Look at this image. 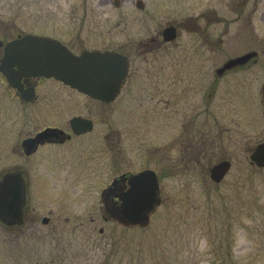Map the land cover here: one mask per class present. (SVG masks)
Returning a JSON list of instances; mask_svg holds the SVG:
<instances>
[{
	"label": "rangeland",
	"instance_id": "374dc122",
	"mask_svg": "<svg viewBox=\"0 0 264 264\" xmlns=\"http://www.w3.org/2000/svg\"><path fill=\"white\" fill-rule=\"evenodd\" d=\"M169 1L173 5L166 13L185 12L182 2ZM229 1L200 0L206 4L207 22L213 20V12L221 20L207 27L221 31L217 47L213 38L201 47L184 31L181 37L184 45L197 43L201 48L197 61H204L206 68L248 52L257 53L245 70L230 71L221 80L218 94L230 95L232 102L229 107L224 105V110L230 114L234 106L237 111L219 114L220 129L179 133L174 116L169 132L162 117L156 129L142 125L136 140L127 134L125 149H100L96 144L99 138L94 136L97 146L89 157L75 149L72 160L59 162L49 147L23 163L16 153L20 139L29 131L55 124L57 111L49 100L60 92L52 81H40L37 93L45 98L46 120L37 124L36 108V112L28 108L31 120L26 122L18 102L5 98L0 87L4 108L11 103L13 110L14 144L10 157L6 138L0 136L4 142L0 143V179L23 165L27 176L23 221L13 226L0 222V264H264V168L250 162L253 148L264 141L260 92L264 81V0ZM130 7L127 1L116 8L112 0L101 5L96 0H0V41L30 34L55 37L74 52L92 47L116 50L122 39L131 47L155 29L181 23L174 21L178 16H170L168 21H141L128 14ZM173 55L178 58L181 54L178 50ZM136 58L135 62L140 61ZM146 61L153 62L150 55ZM157 61L164 64L169 58L159 53ZM108 111L112 140L122 131L120 97L108 105ZM195 119L199 125L204 117ZM208 120L206 117V124ZM171 133L173 142H169ZM222 160L230 161L231 168L216 184L210 180L209 169ZM145 169L157 174L161 204L146 227H124L106 214L100 192L114 175ZM43 217L49 218L47 225L42 223Z\"/></svg>",
	"mask_w": 264,
	"mask_h": 264
},
{
	"label": "flooded vegetation",
	"instance_id": "af4514ba",
	"mask_svg": "<svg viewBox=\"0 0 264 264\" xmlns=\"http://www.w3.org/2000/svg\"><path fill=\"white\" fill-rule=\"evenodd\" d=\"M96 1L101 5L108 0ZM127 1L131 6V12L128 14L135 15L141 21H168L170 16H178L174 18V21L181 23L166 24L162 28L155 29L152 35L139 37L137 42L135 41V45H132L133 47L128 46L125 42L126 40L122 39L116 50L105 47H92L82 49L80 52H74L70 49L76 55L84 51L111 50L127 57L129 63L127 74L121 83L118 96L116 97V99L118 97L121 98V108L123 110L122 131L118 132L117 138L110 139L108 111V105L110 103H105L88 96L62 81L42 77H27L21 80L23 92L31 88L34 91L33 98L27 101L22 98L23 92H18L11 87L6 78L0 74V87L6 95L5 98L18 102L19 107L25 114V121L28 123L31 120L29 117L30 111L28 110L30 107L34 108L33 112H38L36 113L38 117L37 124L46 120L43 114V103L46 101H44L45 98L42 99L37 93L40 81H52L57 91L60 92L58 95L51 96L49 100L51 104L55 105L57 111L55 124L43 125L32 133L29 131L28 134L20 139L19 145L16 147V153H18V158L22 159L23 163H26L31 157L38 154L41 149L49 147H53V152L51 151V153H54L55 159L59 162L65 161L66 159L72 160L75 149H79L81 154L86 153L87 157L92 154V151L95 149L93 147L97 145H100V149L105 151L122 149L125 147L127 134L133 135L136 140L142 125H149L148 127L152 128V130L156 129L158 127V118L162 117L166 119L165 124L169 132L173 129L174 116H176L178 118L176 132L189 133L196 131L204 133L207 127L215 129L221 128L220 122L222 119H219L221 117L219 114L228 116L237 111L233 109L234 106L230 114L224 110V105L229 107L232 102L230 95L226 93L218 94V87L221 85V80L227 73L233 70H245L244 67L251 60L230 69H225L222 72L220 69L225 65V62L219 66L206 68L204 61H197L199 60V53L201 52V48L196 46L197 43L202 47L206 43L210 44L213 38L215 47L218 45L217 42L221 36V31L218 29H207L210 26V22L213 23V27L215 24L221 22L217 18L216 13H210V17L213 20L209 19L207 22L206 17L209 15L205 11L206 4H202L200 0H177L180 3L182 2L181 8L185 11L183 14L180 12L166 13L168 8L173 5L169 0H112V3L115 4L116 2L118 3V7H120L122 2L125 3ZM235 1L230 0L229 4H235ZM167 28H173L172 35L174 38L166 40L165 30ZM183 31L187 37H193L198 42L184 45L181 39ZM21 36L17 35L14 39L20 38ZM8 41L4 43L0 41L2 53L3 46ZM178 50L181 55L175 58L173 54ZM159 53L165 54L166 58H169V61H166L164 64L159 63L157 61ZM135 55L139 57L136 59L140 61H134L135 59L133 58ZM147 55H150V59L153 62L150 61V63H147ZM174 59L176 60L174 61ZM191 59L197 62H192ZM132 63L134 64L132 65ZM24 95L26 94L24 93ZM3 96H0V125L2 127L0 128V136L6 138L5 143L8 145L6 151L8 150L10 157H12L14 153L13 137L11 135L13 132V110L11 103H7L4 108L2 101H5V98ZM262 105L264 109L263 98ZM221 108L223 109L218 110ZM67 113L71 114L66 117L67 119H64V115H67ZM131 116L134 119H128ZM200 116H203L204 119L202 122L199 120V125H197L194 123L196 121L195 118ZM125 117H127V120ZM206 117L209 119L208 124H206ZM74 119L76 120L72 122ZM191 122V128H187V125ZM48 128L55 129V131L51 132L45 138L38 139L31 149H29V146H23L24 141L37 137L39 133ZM171 134L169 136V142L174 139L173 133ZM94 136L96 139L99 138L96 146L93 142ZM2 142L0 141V143ZM44 154L47 155V153H43L42 156ZM198 156H200L199 153ZM200 158L201 156L198 157V159ZM197 163L199 164V160ZM25 169V165H23L22 168L13 172L22 174L26 192L27 176ZM134 174L136 172L128 170L120 172L114 175L106 187L101 190L100 195L104 192L103 203L106 212L107 208L112 212L117 208H121L122 198L129 188L128 180ZM108 216L113 218L110 213H108ZM24 217L25 213L23 208V219ZM41 221L44 225H47L49 218L43 217Z\"/></svg>",
	"mask_w": 264,
	"mask_h": 264
},
{
	"label": "water",
	"instance_id": "95a60500",
	"mask_svg": "<svg viewBox=\"0 0 264 264\" xmlns=\"http://www.w3.org/2000/svg\"><path fill=\"white\" fill-rule=\"evenodd\" d=\"M172 32L173 28L165 30L166 40L174 38ZM253 56L255 53H248L229 60L220 71L244 64ZM127 69V58L118 53L85 51L74 55L56 39L29 34L9 41L0 60V73L18 92H23V78H54L104 102H111L117 96ZM33 95L31 88L23 92L22 98L29 101ZM262 96L264 100V84ZM54 131L55 129L48 128L37 137L24 141L23 146L31 149L38 139L45 138ZM250 160L257 167H264V141L252 150ZM230 167L231 163L226 160L215 164L209 170L210 179L214 183H220ZM128 185L121 208L113 212L107 208V212L123 225L146 226L149 214L161 203L157 177L153 171L144 170L132 175ZM24 203L25 193L20 174L5 175L0 181V221L7 225L21 222Z\"/></svg>",
	"mask_w": 264,
	"mask_h": 264
}]
</instances>
